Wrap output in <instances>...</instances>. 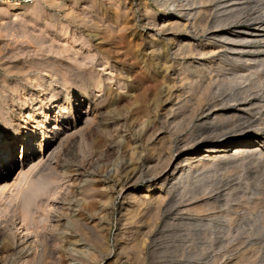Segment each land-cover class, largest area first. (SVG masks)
Returning a JSON list of instances; mask_svg holds the SVG:
<instances>
[{
	"label": "rangeland",
	"instance_id": "374dc122",
	"mask_svg": "<svg viewBox=\"0 0 264 264\" xmlns=\"http://www.w3.org/2000/svg\"><path fill=\"white\" fill-rule=\"evenodd\" d=\"M254 30H264V0H0V264H264V153L193 167L164 207L154 200L200 136L245 123L264 140V35L244 42ZM196 48L240 58L203 68L204 104L241 105L216 108L222 130L210 126L217 113L199 116L206 84L191 82L188 65L213 59ZM95 100L90 128L63 136ZM167 153L173 166L153 187ZM36 184L46 193L26 221Z\"/></svg>",
	"mask_w": 264,
	"mask_h": 264
},
{
	"label": "bare ground",
	"instance_id": "6f19581e",
	"mask_svg": "<svg viewBox=\"0 0 264 264\" xmlns=\"http://www.w3.org/2000/svg\"><path fill=\"white\" fill-rule=\"evenodd\" d=\"M196 1V0H195ZM203 1V0H202ZM205 1V0H204ZM208 1V0H207ZM215 1V0H214ZM239 1V0H238ZM188 2V1H187ZM12 3V2H11ZM191 3V2H190ZM13 4V3H12ZM192 4V3H191ZM194 5V4H193ZM219 5V4H218ZM231 8V7H230ZM183 10V9H182ZM197 12V11H196ZM193 12H189L186 17H197L199 16V14H192ZM184 16L182 15H178V17H176V19H174L173 21H171V26L169 25V27H172V29H175L173 28L175 26V24L179 23L182 21V18ZM185 17V18H186ZM192 18V17H191ZM181 19V20H180ZM169 23V22H168ZM183 24V23H181ZM168 25V24H167ZM192 25V24H191ZM163 26V25H162ZM193 27V26H192ZM215 27V26H214ZM168 28V27H167ZM178 28V27H177ZM182 28V27H181ZM171 29V28H169ZM179 29V28H178ZM222 29V28H221ZM173 31H176V30H173ZM237 30H231L230 32H232L233 34L236 33ZM177 32V31H176ZM175 33V32H174ZM246 35L249 36L247 37L246 39H244V42L246 43H250L251 41L255 40L256 38L255 37H259V36H262L264 35V30L263 32L262 31H252V32H249V31H246ZM238 36V35H237ZM255 36V37H254ZM229 37V36H228ZM227 37V38H228ZM214 38V37H213ZM221 38V37H220ZM187 39V38H186ZM219 39V38H218ZM222 39V38H221ZM224 39V38H223ZM226 39V38H225ZM231 39V38H229ZM263 39V38H262ZM233 40V39H232ZM231 40V42H232ZM235 40V38H234ZM227 41V40H226ZM230 41V40H229ZM243 41V40H242ZM257 41V40H256ZM187 42L190 44V47H192L193 44H195L192 39L190 40V38L187 40ZM237 42V41H236ZM211 43V42H210ZM220 43V42H219ZM218 43V44H219ZM180 44V43H179ZM185 44V43H184ZM205 44V43H204ZM187 45V44H186ZM209 45V44H208ZM215 45V44H214ZM221 45V44H219ZM225 45V44H224ZM223 45V46H224ZM181 46H182V43H181ZM179 46V48L181 47ZM184 47V46H183ZM189 47V46H188ZM187 47V48H188ZM189 47V48H190ZM225 47V46H224ZM182 48V47H181ZM189 48L187 51H189ZM186 49V48H185ZM193 49L195 48H191L192 52H193ZM244 49V48H243ZM180 50V49H179ZM196 54L200 55L199 57H202L203 60H205L204 58L206 57H209V58H212L213 62H211L210 64H205L204 62H202L201 64H196V62H192L188 65V69L190 70V75L191 76V82L193 84H196V86H199V85H202V84H206L204 91L202 92V96H200L199 98V102L197 103V107H198V111L199 112V116H206L207 113L209 112H214V113H217L215 118L212 119L211 123H210V126H214V130L215 129H223L224 125H220L223 120V118H227V113L226 112H222V113H218L220 112L218 109H216L217 107L223 105L225 107H228V108H237L238 106H241L240 103L238 104H233V105H230L228 103H225V102H216L214 104H204V101L207 99L208 100V96H209V89H210V82L212 80H208L207 81V77L209 75H207V72L204 71V67L205 65H208L209 68L206 69L208 70V72H211V69H212V66L214 65V63L216 62V60H214L215 58H217L219 55H225L227 56L230 60H231V63L234 62L235 64H237L236 62L240 59L238 56H236V54L232 55L231 57V54H229L230 52H224V53H219L217 52L216 50H209V49H199V48H196ZM241 51V50H240ZM186 53V52H184ZM195 54V53H194ZM188 55V54H187ZM197 56V55H195ZM194 56V57H195ZM240 56V55H239ZM222 57V56H221ZM197 58V57H196ZM219 58V57H218ZM217 58V59H218ZM228 60V59H226ZM230 62V61H229ZM220 63V62H219ZM218 64V63H217ZM217 67V66H215ZM206 68V67H205ZM139 71V70H138ZM137 74V73H136ZM202 74V75H201ZM210 74V73H208ZM210 78V77H208ZM212 78V77H211ZM187 80V78H186ZM190 81V80H189ZM202 81L204 83H202ZM182 84V83H181ZM180 84V86H181ZM179 86V87H180ZM178 87V88H179ZM45 89V88H44ZM194 89V88H193ZM46 94V93H45ZM52 96V95H51ZM211 97V96H209ZM212 102V101H211ZM183 103V102H182ZM182 105V104H180ZM98 103L97 101H93V102H90L89 103V106H87V110L83 111L84 116H80L79 119L83 120L82 121V124H74V123H70L67 125L66 129H64L62 131V135L65 136L67 134H69L68 131H70L69 129H72L71 132H75L77 133L76 131H84V130H87L88 128H90L92 122H94L95 118L97 117V115L99 114V108H98ZM39 107V106H38ZM203 107L204 110H203ZM248 107V106H247ZM246 107V108H247ZM245 108V109H246ZM250 108V107H249ZM239 109H242V108H239ZM244 110V109H243ZM223 114V115H222ZM233 114V113H232ZM46 116H51V115H48L46 114ZM230 116V115H228ZM236 116V115H235ZM234 117V116H233ZM32 118H34V116H32ZM47 118V117H46ZM229 118V117H228ZM232 119V118H231ZM228 120V119H227ZM40 121V120H39ZM42 122V121H41ZM46 122V121H45ZM206 123V122H205ZM220 123V124H219ZM224 123V122H222ZM231 123V122H230ZM39 124V123H38ZM255 124V123H254ZM207 125V124H206ZM227 125V124H226ZM232 125V123L230 124ZM255 125H258V124H255ZM260 125V124H259ZM41 126L44 127V125H42L41 123ZM195 126V125H194ZM250 126V125H249ZM247 124L245 123H240V124H233L232 126H229V127H226L224 128L220 134H218L217 136L216 133L214 136H211L210 135H206V136H200V138H197L196 140L188 143L186 146H182L183 148L179 149L180 153L182 152L183 153V162L181 163L180 162V165H179V169L178 171H172L170 174H171V177L167 176L166 177V181L169 180V183H168V190H166L165 193H163L162 191L158 192V194H156L154 200H156V203L160 204L161 206H163V204L165 203L166 200H168V194L169 192H171V188L170 186L171 185H174L175 181L179 178V177H182L184 176L185 178H188L187 180H189V178H192V176L190 177V170L192 171V168L193 167H196V166H201L202 168L205 167L206 164H209L210 162L212 163H217L219 160L223 159V157H226L230 154V157L231 158H234V157H238L239 155H243V154H249V155H252L254 153H264L263 152H260L262 150H264V140L261 139V138H258V137H254L253 136V133L250 131L251 127H249ZM254 126V125H253ZM252 126V127H253ZM257 127V126H256ZM56 127L55 125L53 127H51L50 129H47L45 128V131H44V137L45 136H53V133L55 131ZM212 129V131H213ZM47 130H50L49 132H51V134L47 135L48 131ZM68 130V131H67ZM57 131V130H56ZM204 131V130H203ZM211 132V130H209ZM214 134V133H213ZM29 135V133L25 136V138ZM60 135V134H59ZM221 137L220 141H219V144L217 145L216 143H214L215 141L214 140H217V137ZM30 137V136H29ZM28 137V138H29ZM43 137V136H42ZM58 137V136H57ZM56 137V138H57ZM212 137V138H210ZM55 137L53 138L56 139ZM62 136H59V138H57L58 142L62 140ZM216 138V139H215ZM45 139V138H43ZM36 140V139H35ZM65 140V139H64ZM56 141V140H55ZM22 142H23V146L22 147H26L27 145H29L28 143L32 141H25V139H22ZM36 142L37 146H38V149H40L41 147V139L40 140H36L34 141ZM30 143V144H31ZM232 143H235V147H234V150H232L230 148V145H232ZM35 144V145H36ZM45 144V143H44ZM50 144V143H49ZM60 144V142H59ZM58 144V145H59ZM12 146L11 145H7V149H6V157L10 155V150H11ZM55 150V145H54V148H51V147H47L45 148L44 150H40L39 151V154H34V158H32V160L36 159V161L34 162H38L39 160H44V159H48L51 155V153H53ZM178 151V152H179ZM234 151V152H233ZM57 152V151H56ZM232 152V153H230ZM230 153V154H229ZM248 155V156H249ZM30 156V155H28ZM165 156V160H166V163L163 165L162 167V170L159 172H157L156 175H154L153 177V187H156L157 186V183H160V182H163L160 178V175L162 172H164L165 170H168V169H171V167L173 166V160H174V155L173 154H170V153H167L164 155ZM257 156V155H256ZM259 156V155H258ZM52 157V155H51ZM247 157V155L245 156ZM260 157V156H259ZM244 158V157H243ZM190 169V170H189ZM138 173V172H137ZM137 177V176H136ZM50 178V177H48ZM57 178V177H56ZM129 178V177H128ZM58 179V178H57ZM131 179V178H130ZM53 180V179H51ZM55 180V179H54ZM125 181V179H124ZM55 182V181H54ZM5 183V182H4ZM130 183V182H129ZM193 183V182H192ZM2 184V183H1ZM0 184V186H2ZM6 184V183H5ZM55 184V183H54ZM4 185V184H3ZM186 187H189L191 186V182L189 184V181L187 182V184H185ZM175 186V185H174ZM122 187V186H121ZM54 189V188H53ZM52 189V191H53ZM58 189V188H57ZM129 189L126 188V186L123 185V187L121 188L120 190V193L121 194H127L129 197L131 198H135L134 197V191L133 190H130L128 191ZM31 191L33 193V197L27 199L22 205L21 207V214L22 216L24 215V218L23 220H26L28 221L27 219L28 218H31V208H32V205H35L37 203V198L41 195H43L44 193H46V190H45V186L43 184H36L34 186L31 187ZM48 191V190H47ZM50 191V190H49ZM128 191V193H127ZM51 192V191H50ZM126 195V196H127ZM148 196V198L150 197L148 194L146 195ZM92 198V197H91ZM126 198V197H125ZM39 199V198H38ZM124 200V199H123ZM130 200V199H129ZM144 200V198H143ZM152 200V199H151ZM185 200V199H184ZM136 201V200H135ZM142 201V199H141ZM140 201V202H141ZM22 202V201H21ZM20 202V203H21ZM147 202V201H146ZM150 202V201H149ZM154 202V201H153ZM167 202V201H166ZM42 203V202H41ZM155 203V204H156ZM139 204V203H138ZM152 204V203H151ZM191 203H189L190 205ZM193 204V203H192ZM191 204V205H192ZM141 205V204H140ZM167 205V204H166ZM169 205V204H168ZM146 206V205H145ZM156 206V205H155ZM159 206V205H158ZM36 207H37V204H36ZM164 207V206H163ZM167 207V206H166ZM35 207L32 208V210L34 209ZM159 211V210H158ZM33 212V211H32ZM82 216V215H81ZM80 216V217H81ZM31 220H33L31 218ZM241 221V220H240ZM21 224V223H20ZM86 224V222H85ZM88 224V223H87ZM57 225V224H56ZM91 227V226H90ZM91 229V228H90Z\"/></svg>",
	"mask_w": 264,
	"mask_h": 264
},
{
	"label": "built area",
	"instance_id": "2783aa9c",
	"mask_svg": "<svg viewBox=\"0 0 264 264\" xmlns=\"http://www.w3.org/2000/svg\"><path fill=\"white\" fill-rule=\"evenodd\" d=\"M18 1H19V3H28V2H31L33 0H18Z\"/></svg>",
	"mask_w": 264,
	"mask_h": 264
}]
</instances>
